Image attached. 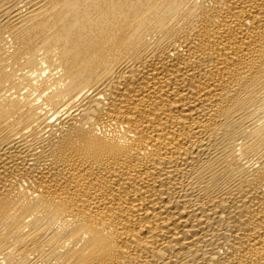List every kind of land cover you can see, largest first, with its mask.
Returning a JSON list of instances; mask_svg holds the SVG:
<instances>
[{
  "label": "bare ground",
  "instance_id": "1",
  "mask_svg": "<svg viewBox=\"0 0 264 264\" xmlns=\"http://www.w3.org/2000/svg\"><path fill=\"white\" fill-rule=\"evenodd\" d=\"M0 264H264V0H0Z\"/></svg>",
  "mask_w": 264,
  "mask_h": 264
}]
</instances>
